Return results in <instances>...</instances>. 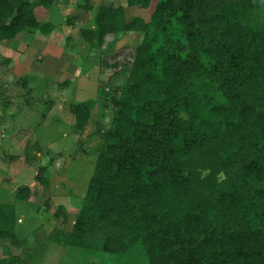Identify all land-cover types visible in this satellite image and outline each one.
Instances as JSON below:
<instances>
[{
    "label": "trees",
    "instance_id": "obj_1",
    "mask_svg": "<svg viewBox=\"0 0 264 264\" xmlns=\"http://www.w3.org/2000/svg\"><path fill=\"white\" fill-rule=\"evenodd\" d=\"M153 1L147 23L102 7L94 27L80 29L89 47L115 33L144 37L126 60L72 229L53 228L50 243L121 254L140 241L147 264H264V0L127 4ZM51 4L0 0V45L27 30L48 35L53 25L34 10ZM79 7L93 10L88 0ZM92 107H68L77 130ZM16 225L15 206L0 205V246L28 240Z\"/></svg>",
    "mask_w": 264,
    "mask_h": 264
},
{
    "label": "rangeland",
    "instance_id": "obj_2",
    "mask_svg": "<svg viewBox=\"0 0 264 264\" xmlns=\"http://www.w3.org/2000/svg\"><path fill=\"white\" fill-rule=\"evenodd\" d=\"M88 1L91 12L79 7L83 0H52L47 8L34 10L39 21L53 25L48 35L27 30L0 45V205L15 206L16 233L28 237L17 246L9 241L0 246V258L10 256L7 264H70L75 258H85L82 264H147L140 241L112 254L64 251L49 240L53 228L72 229L115 99L126 84L131 67L126 60L144 37L143 32L115 33L89 47L80 29H92L102 7H121L127 23H147L156 4L143 8L127 0ZM89 100L90 119L77 130L68 107ZM25 186L30 198L18 201L15 195Z\"/></svg>",
    "mask_w": 264,
    "mask_h": 264
},
{
    "label": "crops",
    "instance_id": "obj_3",
    "mask_svg": "<svg viewBox=\"0 0 264 264\" xmlns=\"http://www.w3.org/2000/svg\"><path fill=\"white\" fill-rule=\"evenodd\" d=\"M11 42V41H10ZM18 234V233H17ZM52 244V243H51ZM0 250H1V248H0ZM6 253H7V250H6ZM9 255H6V256H3L2 258H0V259H3V258H6V257H8Z\"/></svg>",
    "mask_w": 264,
    "mask_h": 264
}]
</instances>
